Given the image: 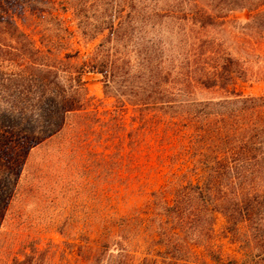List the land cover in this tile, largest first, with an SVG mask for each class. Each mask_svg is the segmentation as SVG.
<instances>
[{"label": "trees", "instance_id": "16d2710c", "mask_svg": "<svg viewBox=\"0 0 264 264\" xmlns=\"http://www.w3.org/2000/svg\"><path fill=\"white\" fill-rule=\"evenodd\" d=\"M242 11L264 34V0H177L176 58L148 0H0V232L60 237L0 264H264V95L209 35Z\"/></svg>", "mask_w": 264, "mask_h": 264}, {"label": "rangeland", "instance_id": "374dc122", "mask_svg": "<svg viewBox=\"0 0 264 264\" xmlns=\"http://www.w3.org/2000/svg\"><path fill=\"white\" fill-rule=\"evenodd\" d=\"M22 2L37 3V0H21ZM148 2L159 8V14L167 12V15L174 14L176 18H157V22H161L160 31L163 41L169 42L167 50L169 54H173L179 58L184 53V46L180 44L181 31L180 22L177 20V0H148ZM71 15L69 14L68 17ZM248 12L242 11L232 14L229 22L219 28L217 31L210 32V36L216 38L218 41L223 42L231 54L239 59L247 70V79L245 81L237 82V89L245 95L261 96L264 95V34H256L254 31V24L249 23ZM172 34L174 35L172 37ZM160 38V36H158ZM99 39L84 43L79 42L76 48L83 54L90 53L98 44ZM87 88L89 95L95 100V104L99 109H110L112 99L105 98L102 85L98 81L96 75H89L86 77ZM199 98H213L218 95L206 91H199L197 93ZM160 183L163 182L161 178ZM29 209V208H28ZM30 210V209H29ZM224 219L221 216L217 218V230L219 231V245L226 254H235V246L229 244L226 239L222 237V228L224 227ZM40 238L42 244L48 243L49 239L55 242L60 241V237L52 231H36L27 230L23 228L18 222L7 223L0 232V258L5 260L4 252L11 244L19 242V237L22 238ZM43 246V245H42Z\"/></svg>", "mask_w": 264, "mask_h": 264}]
</instances>
